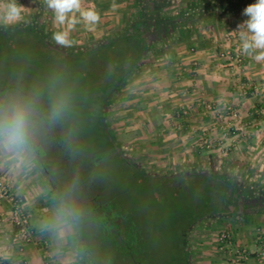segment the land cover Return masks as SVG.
Listing matches in <instances>:
<instances>
[{"label": "rangeland", "instance_id": "1", "mask_svg": "<svg viewBox=\"0 0 264 264\" xmlns=\"http://www.w3.org/2000/svg\"><path fill=\"white\" fill-rule=\"evenodd\" d=\"M209 1L213 5L219 2V0ZM239 1L256 2V0ZM166 2L164 16H177L183 12L187 20L191 21L190 27L183 29L181 33L175 32V41H179V36L189 37L198 30L207 32L210 28L208 20L199 23L197 12L189 6L190 0H166ZM243 16L245 15H237L236 18ZM45 18L30 15L14 25L2 24L0 30L31 24L36 30L44 33L47 42L60 47L52 40L53 33L49 31V23ZM132 18L128 19L125 12L120 28L105 38L126 29ZM236 18L233 21H236ZM219 25L227 27L229 23L224 21ZM187 31L188 35L185 34ZM175 41L166 39L162 43L154 42L152 50L142 60V68L157 53L165 49L163 44L168 47ZM97 42L99 41L94 40L89 45L74 43L70 48H61L75 51L92 48ZM41 45L38 37L26 33L0 34V100L17 94L45 90L53 81L71 95L72 108L68 117L51 128H38L34 139V145L41 147H46L47 143L51 147L56 144L59 148L56 154H60L66 161L61 162L60 165L50 163L46 166L44 163L43 167L40 166L41 176L47 186H50L49 204L52 220L49 221L57 227L60 223L65 226L63 239L56 241V245L67 244L70 250H76V257L70 256L76 264L79 262L81 264H244L248 259L245 250L246 240L255 243L256 236L260 234L255 223L243 221V214H240V211L231 216L223 214L196 219L186 231L185 251H183L180 245L182 225L188 216H191L198 201L190 200L191 190L185 187L184 189L181 181L175 183L159 179L144 181L134 169L153 177L172 176L179 172L191 171L225 174L247 192V197L261 200L256 204H250V208L255 213L264 210V175L253 173L247 175L238 168L228 171L223 168L224 157H221V161L216 158L213 161L214 165L209 166L208 155L205 152L211 149V142L204 137L196 143V150L199 152L194 158H189V162L187 160L182 163L161 162L150 155L154 153L147 148L150 142L133 141L128 137L127 132L130 127L124 123L127 115L121 99L130 81L111 95L107 106L102 109L100 91L102 86L98 81L100 69L97 65L99 60L89 59L88 62L73 63L60 55H49ZM227 50L224 48V51ZM231 54L229 53L227 58H221L230 63L228 58L232 56ZM44 107L46 108V103ZM206 110L212 111L208 108ZM235 110L238 120L239 112L236 108ZM169 114L171 128L175 131L182 130L187 111L179 107L171 109ZM223 117L222 119H226L223 129L230 130L232 122L235 121L228 120L229 115L226 114L225 109ZM227 122L230 123L228 126ZM104 124L115 138L119 151L131 162L133 168L122 160L121 153L110 152L106 147L105 138L108 135L104 132ZM204 140L207 141L208 147L203 144ZM26 154L35 156L34 153L31 154V150ZM56 167L61 169L63 175ZM62 209H73L75 216L65 218ZM36 212L40 214V211ZM32 214L30 212L31 230ZM43 221L45 225L46 221ZM0 228L7 234L0 242V247H4L3 252L13 251L20 263L27 264L24 254L30 245H37L42 249L40 255L45 261H51L53 258L48 251L49 245L54 244L52 238L49 242L35 241L36 235L32 230V241L29 244L13 245L11 231L8 238L11 227L6 218L0 220ZM236 250H245L247 259L236 263ZM1 256L0 260H4ZM44 264L48 263L44 262Z\"/></svg>", "mask_w": 264, "mask_h": 264}, {"label": "crops", "instance_id": "2", "mask_svg": "<svg viewBox=\"0 0 264 264\" xmlns=\"http://www.w3.org/2000/svg\"><path fill=\"white\" fill-rule=\"evenodd\" d=\"M19 3L25 6V19L30 15L46 17L52 33L65 27L55 21L53 11L46 7L44 0H19ZM82 8H94L100 14V21L93 28L79 23L71 32L73 44L89 45L118 30L125 12L128 19L133 17L136 2L82 0ZM236 16L212 13L207 17H198L199 23L210 21L207 32L198 30L168 47L163 44L165 49L145 64L139 76L126 85L121 100L127 115L124 123L130 127L128 137L133 141L150 142L147 148L154 152L150 155L161 162H189V158H194L199 152L196 143L204 137L211 142V149L205 152L209 166L214 165L216 158L221 161V157H224L223 168L228 171L238 168L247 175H264V61L257 62L242 54L240 32L244 29L237 30V27L248 17ZM235 18L236 21H233ZM224 21L229 23L227 27L219 25ZM224 48L233 57L241 54L242 66L222 59L220 54ZM242 82H247L250 87L251 94L246 98L239 96L238 84ZM229 103L238 110L239 117L232 122L230 130H224L226 119H222L223 108ZM207 106H212V111L206 110ZM179 107L185 109L187 115L183 129L175 131L171 128L169 113L171 109ZM33 153L34 157L0 149V177L8 184L10 192L22 198L27 210L33 213L35 241L49 242L52 238L54 242L48 250L53 257L51 261L42 258V249L37 245H30L26 249L24 259L27 264H76L70 258L76 257V250H70L67 244L56 245V241L63 239L65 226L60 223L57 227L49 221L50 186L41 176L38 157L31 149ZM8 206V202L0 204L2 221L6 218ZM36 211H40V214ZM43 220L46 221L45 225ZM252 222L257 225L260 234L256 236L255 243L246 240L248 259L244 264H264V210L254 213ZM5 235V230L0 228V242L6 238ZM3 251L4 247H0V255L4 259L0 260V264H22L13 251Z\"/></svg>", "mask_w": 264, "mask_h": 264}, {"label": "trees", "instance_id": "3", "mask_svg": "<svg viewBox=\"0 0 264 264\" xmlns=\"http://www.w3.org/2000/svg\"><path fill=\"white\" fill-rule=\"evenodd\" d=\"M249 4L253 3H244L239 0H219L217 5H213L209 0H190L189 6L193 11L197 12L196 17L202 18L212 13L233 16L243 15L244 9ZM166 5V0H137L136 13L126 29L116 35L104 38L92 48L76 49L75 51L63 50L61 47L50 44L46 41L44 33L41 30H36L31 24L13 29H2L0 34L6 35L20 32V34L26 33L36 36L40 39L41 47L49 55H60L66 60L73 61V63L88 62L89 59L99 60L97 64L100 69L98 81L101 82L102 86L100 91L102 109H104L111 95L139 74L143 66L142 60L152 50L154 42L162 43L166 39L175 41V32L181 33L187 25L191 24V21L187 20L183 12H180L177 16H164ZM187 32L185 34L188 35L189 32ZM179 37V40L184 38L183 36ZM155 52L157 53L158 51L156 50ZM103 128L108 135L105 138L106 147L110 152L117 151L121 153L115 144V138L110 134L106 124L103 125ZM45 145L47 146L41 147V145L33 144L32 147V150L36 152L41 167L44 166V163L48 166L50 163L60 165L61 162H66L60 154H56V150H59L56 144L53 147L49 146V143ZM121 158L132 167L131 162L122 153ZM56 169L62 174L59 167H56ZM135 171L141 175L144 181L157 179L165 180L169 183L181 181L183 188L191 190L192 198L190 200L198 201L194 206V211L190 214L191 216L186 217L187 219L182 225L180 245L183 247V251H185L184 237L186 231L194 220L206 216L217 217L223 214L231 216V214L233 215L240 211V214H243V221L253 223L252 217L255 211L250 208V204L261 202L259 199L247 197V192L240 188L234 179L225 174L212 171H191L179 172L172 176L153 177L134 169ZM185 260L187 259L185 258Z\"/></svg>", "mask_w": 264, "mask_h": 264}, {"label": "clouds", "instance_id": "4", "mask_svg": "<svg viewBox=\"0 0 264 264\" xmlns=\"http://www.w3.org/2000/svg\"><path fill=\"white\" fill-rule=\"evenodd\" d=\"M44 4L53 11L55 21L65 26L52 34V40L60 47H72L71 32L77 24L84 23L91 29L100 21V14L94 8H82V0H44ZM24 13L25 6L19 0L0 2V23L5 26L24 20ZM243 15L247 20L237 27V30L244 29L240 32L242 54L257 62L264 61V0L249 4ZM71 108V95L55 81L45 90L0 100V149L16 155L29 152L38 128H51L63 122ZM61 212L65 218L75 216L73 209Z\"/></svg>", "mask_w": 264, "mask_h": 264}, {"label": "built area", "instance_id": "5", "mask_svg": "<svg viewBox=\"0 0 264 264\" xmlns=\"http://www.w3.org/2000/svg\"><path fill=\"white\" fill-rule=\"evenodd\" d=\"M231 53L229 50L222 51L220 57H226ZM228 58L231 62L237 66H242L241 54H236L233 57L231 54ZM239 96L242 98L248 97L250 92V87L247 82H242L238 86ZM209 110L213 109L212 106H207ZM226 114L229 115L228 120L235 121L237 119V112L235 107L232 104H226L224 106ZM230 123L227 122V126ZM203 144L208 147L207 141L204 140ZM3 202H8V210L5 212L6 221H8L11 227V243L13 245H25L29 244L32 241V230H31V217L30 211L27 210L25 206V201L14 196L8 187L6 181L0 177V204ZM235 261L236 263L242 262L247 259V254L245 250H236L235 251Z\"/></svg>", "mask_w": 264, "mask_h": 264}]
</instances>
